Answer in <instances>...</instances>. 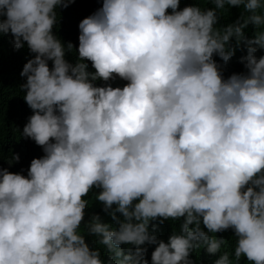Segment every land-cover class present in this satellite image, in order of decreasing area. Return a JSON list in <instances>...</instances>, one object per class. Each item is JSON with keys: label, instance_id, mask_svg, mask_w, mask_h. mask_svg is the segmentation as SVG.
<instances>
[{"label": "clouds", "instance_id": "obj_1", "mask_svg": "<svg viewBox=\"0 0 264 264\" xmlns=\"http://www.w3.org/2000/svg\"><path fill=\"white\" fill-rule=\"evenodd\" d=\"M211 3L0 0V33L35 54L21 72L33 110L22 135L45 153L27 176L0 169V264H149L146 244L151 264H193L228 229L234 251L214 264H264V0ZM225 5L247 15L218 28ZM233 39L247 71L225 79L213 57L226 64ZM117 77L127 84H94ZM93 188L118 225L85 224L106 260L81 229ZM180 218L167 243L149 231Z\"/></svg>", "mask_w": 264, "mask_h": 264}, {"label": "trees", "instance_id": "obj_2", "mask_svg": "<svg viewBox=\"0 0 264 264\" xmlns=\"http://www.w3.org/2000/svg\"><path fill=\"white\" fill-rule=\"evenodd\" d=\"M199 6L202 9L214 8V4L211 0H180V9L185 6ZM171 12V9L168 10ZM218 23L216 27L222 28L229 24L234 23L241 18L244 13L242 6H228L225 5L224 9L217 10ZM2 19V17H0ZM256 29L253 25L249 24L245 28L244 33L247 39H253ZM230 46L235 48V54L225 64L218 56L214 55V59L217 64L220 65V71L223 77L226 79L233 73H244L246 68L241 63V57L247 55V46L242 41L239 46L235 39L230 42ZM73 51V50H72ZM71 51V52H72ZM33 53L27 47L25 42L24 47L17 49L14 45V37L11 34L0 33V169L7 168L12 173H19L27 176L30 163L34 158H40L45 153L42 146L35 143L30 138H25L22 135L23 128L28 122L29 117L33 114V110L24 101L23 96L25 92L21 89V85L26 83V77L21 76L24 65L29 59L34 58ZM72 58H76L75 54H70ZM257 57L264 55V50H258ZM78 56V54H77ZM74 60V59H73ZM86 62V61H85ZM89 65V71L95 70L91 67V62L87 61ZM96 86H105L111 84L112 87H123L127 84V81L117 77L115 80L110 81H95ZM18 156L19 159H15ZM100 189L93 188L89 195L85 197L89 201V206L85 209L84 221L81 223V229L84 230L86 242L92 249H99L101 252V259L106 260L109 253L106 246L98 243V238L93 235H88L85 229V224L92 215L98 214L101 217V221L111 224L113 227H117L115 221L111 216L103 211V204L95 199V196L99 193ZM115 207V206H114ZM118 216L120 214H117ZM122 219V217H121ZM183 222V218L173 220L166 219L163 223L159 220L151 222L155 224V231L153 232L151 226L149 231L154 234L158 240H163L167 243L168 238L175 232H179L180 224ZM203 228V225L201 224ZM207 231V229H204ZM217 239H222L225 244L222 245L221 251L216 254H210L206 251V248L201 246L190 253V259L193 264H214L220 255L227 251L232 253L234 251L236 236L232 229H228L215 234ZM125 254L131 248L133 251L134 246L122 245ZM143 247L147 248L146 259L151 264V253L155 249V245L146 244ZM230 259H234V256H230ZM239 264H251L246 257H242Z\"/></svg>", "mask_w": 264, "mask_h": 264}]
</instances>
